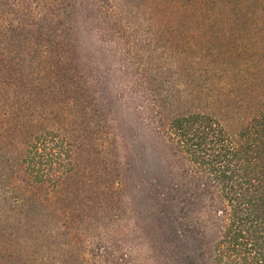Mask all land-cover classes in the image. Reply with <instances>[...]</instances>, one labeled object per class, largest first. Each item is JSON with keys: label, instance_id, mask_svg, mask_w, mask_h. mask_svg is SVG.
Wrapping results in <instances>:
<instances>
[{"label": "trees", "instance_id": "16d2710c", "mask_svg": "<svg viewBox=\"0 0 264 264\" xmlns=\"http://www.w3.org/2000/svg\"><path fill=\"white\" fill-rule=\"evenodd\" d=\"M89 1L80 7L90 5L101 42L121 45L110 34L138 30L129 6ZM71 2L0 0V185L11 187L16 205L44 209L51 262L264 264V85L250 83V70L213 64L240 87L252 85L241 92H252V102L230 116L234 134L199 106L219 103L226 113L230 100L207 96L192 70L189 105L179 83L158 102L153 93L139 96L136 109L166 148L169 171L150 190L147 239L137 244L144 257L133 258V248L117 242L129 234L121 230L126 176L116 131L95 105L98 77L73 41Z\"/></svg>", "mask_w": 264, "mask_h": 264}, {"label": "rangeland", "instance_id": "374dc122", "mask_svg": "<svg viewBox=\"0 0 264 264\" xmlns=\"http://www.w3.org/2000/svg\"><path fill=\"white\" fill-rule=\"evenodd\" d=\"M118 1L134 10L130 11L131 22L140 24L138 30L110 34L111 41L120 39L121 45L99 40L86 16L90 5L80 7L81 2L91 3L89 0H72L68 12L81 63L90 64L92 73L98 77L95 105L104 108L102 113L112 119L121 152L119 158L123 160L125 213L120 222L121 230L129 236L122 234L117 242L132 247L133 258L140 260L144 252L137 244L143 247L147 239L148 196L157 179L168 177L169 157L148 119L136 109L141 105L139 96L153 93L158 102L165 90L179 83L181 100L189 105V70H192L197 85L207 96L214 98L222 92L230 100V111L226 113L219 103L202 101L199 106L215 115L234 134L237 125L230 116L237 117L238 112L246 110L239 107L245 100L252 102V92L241 93L252 85L240 87L241 79L231 78L223 69L214 70L213 64L218 61L223 66L227 64V69L250 70L253 74L250 83L264 85V0ZM206 17L211 23L204 24ZM196 56L200 58L193 64ZM149 70L159 72L158 79L153 80ZM172 70H179L181 77L177 73L172 75ZM108 100L111 112L106 106ZM4 186L0 185V264H53L48 257L52 247L42 220L44 209L38 206L28 210L20 203L16 205L11 187ZM69 257L60 258L59 264H73L67 261Z\"/></svg>", "mask_w": 264, "mask_h": 264}]
</instances>
